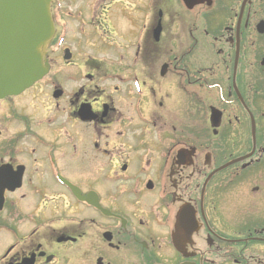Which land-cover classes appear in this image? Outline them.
<instances>
[{"label":"flooded vegetation","instance_id":"obj_1","mask_svg":"<svg viewBox=\"0 0 264 264\" xmlns=\"http://www.w3.org/2000/svg\"><path fill=\"white\" fill-rule=\"evenodd\" d=\"M51 13L0 100V264H264V0Z\"/></svg>","mask_w":264,"mask_h":264},{"label":"water","instance_id":"obj_2","mask_svg":"<svg viewBox=\"0 0 264 264\" xmlns=\"http://www.w3.org/2000/svg\"><path fill=\"white\" fill-rule=\"evenodd\" d=\"M51 0H0V99L32 86L47 72L53 37Z\"/></svg>","mask_w":264,"mask_h":264}]
</instances>
